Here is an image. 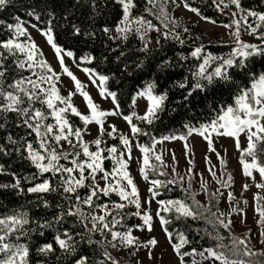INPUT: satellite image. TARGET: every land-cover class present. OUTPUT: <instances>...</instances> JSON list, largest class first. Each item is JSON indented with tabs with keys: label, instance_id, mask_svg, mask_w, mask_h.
I'll return each mask as SVG.
<instances>
[{
	"label": "snow or ice",
	"instance_id": "obj_1",
	"mask_svg": "<svg viewBox=\"0 0 264 264\" xmlns=\"http://www.w3.org/2000/svg\"><path fill=\"white\" fill-rule=\"evenodd\" d=\"M10 3L11 0H0V10ZM41 3L42 7L38 4L27 13L37 23L25 22L17 16L14 23L6 25L9 36L0 39V160L7 158L9 161L7 166L0 162V177H10L8 182L0 183V193L11 190L17 197L36 194L35 200H26L11 209L0 202V209H3L0 211V264H30L28 241L33 233L43 237L46 229H54L52 239L36 247L35 251L45 258L54 256L55 264H63L66 260L71 264H106V261L120 264L107 250L109 246L135 249L130 253L132 256L145 250L147 258L152 260L159 241L154 236L141 241L133 235V229L151 233L157 220L179 264H264V249L255 250L252 246L251 229L240 236L232 231L230 216L242 213L243 209L231 207L229 213L220 212L218 205L224 193L220 188L209 192L208 181L202 173L194 172L195 162L191 158L194 151L189 143L193 135L207 142L208 152L216 155L220 168L225 170L218 177L216 166L211 165L206 155L205 162L211 165L207 171L217 184L227 189L234 178L226 173L227 161L215 148L214 138H232L240 153L243 175L255 181L253 172H258L261 181L255 186L264 189V148L260 147L264 145V71L257 72L254 67L256 58L264 60V31H261L264 29V11L244 8L242 0H211V6L218 11H230V22L221 25L231 38L230 51L214 55L199 44L185 54L177 51L175 46L178 44L183 48L188 38L177 30L181 24L169 11V5H182L201 20L217 24L216 20L203 15L200 8L192 6L190 0H142V4L137 0H41ZM230 6L236 10L232 11ZM29 27L37 31L53 50L60 72L47 60ZM57 29L73 40L102 47L100 63H115L128 77L153 60L158 61V70L166 72L184 68L185 62L194 59L199 63L187 68L191 87L189 75L174 82L176 87L188 89L184 101L194 92H204L219 81L235 85L232 102L218 105L203 121L184 123V131L179 134L172 132L158 137L137 123L151 126L164 111L168 92L156 91L157 80L153 78L142 88H137L129 105L131 111L124 114L117 91L108 87L110 80L119 84L123 75L117 78L116 73L103 74L95 67H81V64H93L97 57L88 53L77 58L72 49L58 43ZM242 31L259 43L242 39ZM182 32L189 33V29L183 27ZM191 39L195 42L200 37ZM169 50L173 52L172 56L168 55ZM66 58L72 59L98 88L102 99L111 100L110 109H102L93 99L87 85L66 64ZM132 65L134 71H129ZM232 70L243 72L248 83H237ZM62 76L70 78L73 84L74 90H69L67 96L61 94ZM76 95L83 98L86 113L74 104ZM140 98L146 101L142 115L135 110ZM73 116L79 119L80 125L71 120ZM111 117L126 122L129 133H122L115 124L109 123ZM92 124L97 126V136L89 142L84 137L90 134L89 125ZM241 136L247 141L246 147L241 146ZM105 137L118 140L119 144L109 145ZM140 137H147L148 142H141ZM173 140L184 142L188 158L186 174L180 175L173 167L171 179L150 178L153 175L168 176L163 170L168 167L163 159L164 152L158 145ZM134 147L140 153L135 157L139 174L149 184V196L143 200L130 171ZM172 160L177 162L174 153ZM106 161L110 162L107 168ZM195 176L201 178L200 188L208 198L207 203L197 200V193L192 191ZM168 185H179L185 198L156 199L161 195L160 189H168ZM248 187L244 184L243 190L247 191ZM45 194H54L53 199L58 202L51 204ZM112 195L118 199L111 200ZM226 199L231 204L236 198L228 192ZM254 199L260 225L257 238L264 245V204L261 203L264 196L256 194ZM213 200L216 201L215 212L212 211ZM153 201L158 206L154 214L150 211ZM243 203L246 205L247 201ZM29 206L54 207L55 212L51 218L40 220L30 217ZM129 207H134L135 211H126ZM126 217H136L141 223L127 226ZM69 218L74 219L70 227L65 228ZM181 218L211 224L213 232L206 231L205 234L215 244L199 251L194 247L182 251L192 241L182 231L169 230L173 219ZM218 228L228 232V243ZM97 233L102 240L93 239ZM92 245L102 249L101 258L92 259L80 251L82 246ZM57 249L64 255L57 254ZM37 264L47 262L38 260Z\"/></svg>",
	"mask_w": 264,
	"mask_h": 264
},
{
	"label": "trees",
	"instance_id": "obj_2",
	"mask_svg": "<svg viewBox=\"0 0 264 264\" xmlns=\"http://www.w3.org/2000/svg\"><path fill=\"white\" fill-rule=\"evenodd\" d=\"M137 2L142 4V0H137ZM190 2L192 3V6L200 8L203 15L216 20L217 24L230 22L231 16L229 9H225L223 12H220L214 6H211V0H190ZM38 4L40 7L43 6L41 0H11V3L6 6L4 10H0V21L3 22L0 24V39L7 38L9 36L6 25L8 23H14L15 17L17 16L25 22L31 21V23H37L35 20H32V18L29 17L27 13L32 10L33 6ZM242 6L244 8H252L257 11H264V0H242ZM175 8V5H169V11L173 16ZM230 8L232 11L236 10L234 6H230ZM153 22L158 24V21L155 19H153ZM179 22L181 24V28L177 30L181 31L182 35L187 37L188 40L183 48L177 44L175 46L177 51H183L185 54H188L192 48L198 46L199 44H203L206 50L214 55H224L230 51L231 38L227 40L216 39L206 32L193 29L183 18H180ZM183 27H187L189 29V33H183ZM56 34L58 43L65 46L66 48L72 49L76 53L77 58L88 53L97 57V60L94 61L93 64H81V67H95L98 72L103 74L111 75L112 73H116L117 78H119L121 74L123 75L124 78L120 80L119 84H117L114 80H110L108 87L110 90L117 91L124 114H128L131 111L129 105L131 104L132 95L135 93L137 88H142L146 82L153 78L157 80L158 87L156 91L162 92L166 90L168 92V100L165 102L164 111L159 113L160 118L151 126L141 122L137 123L140 124L141 127L145 128V130L152 131L158 137L161 135L170 134L172 132L179 134L184 131L182 127L184 123L191 122L196 124L200 121H203L211 116L212 109H215L218 105L229 104L232 102V97L235 92V85L219 81H217L214 85L209 86L204 92H194L187 101H184V96L186 95L188 89H180L179 87L175 86L174 82L182 80L185 75H189V87H191L192 79L187 71V68L199 63L194 59L190 58L189 61L185 62L186 66L184 68H173L166 72H162L157 69V60L146 63L145 67L140 70L134 71V65H132L129 67V71H134V74L132 77H128L126 72L122 73V70L118 69L117 64L100 63L99 57L104 51L102 47L93 44L86 45L83 41L73 40L72 38L64 35L59 29L56 30ZM153 35L155 34L153 33ZM196 36H199L200 39L193 42L191 38ZM168 55L172 56L173 52L169 50ZM214 66L215 65H213V67ZM254 67L257 72L264 71V60L261 58H256ZM209 71H211V68ZM232 74L234 80L237 83L242 85H246L248 83V80L243 72H240L239 70H232ZM71 120L75 124L80 125V121L77 117L73 116L71 117ZM105 139L109 145L119 144L118 140H111L107 137H105ZM140 140L141 142H148L147 137H140ZM260 147L264 148V145H261ZM262 159H264V157H262ZM0 162L5 163L7 166L9 161L7 158H4L3 160H0ZM109 166L110 162L106 161L105 167L107 168ZM15 167L16 165L13 163V168ZM150 178L168 180L173 178V176L168 173V176L166 177L153 175L150 176ZM9 180L10 177H0V183L8 182ZM168 189H171V191ZM168 189L161 188V195L158 196L157 199L168 200L185 198V194L182 192L179 185H168ZM83 191L84 190H81V193H83ZM192 191L196 193L195 190L192 189ZM35 196L36 194H29L25 197H17L12 193L11 190H6L5 192L0 193V202H3L7 208L11 209L24 204L26 200H35ZM53 196L54 194H45V198L48 199L51 204L55 205L58 201L53 199ZM103 199L107 200L108 198ZM110 199L115 201L118 199V197L112 195ZM196 199L201 201L198 198V195L196 196ZM187 202L190 203V201ZM212 205V211L215 212V200L212 201ZM0 211H3V209H0ZM85 211H87V209H85ZM126 211L134 212L135 208L129 207ZM54 212V207L50 209H44L43 207L35 208L29 206L30 217L40 220L51 218ZM73 219L74 218H69V221L64 224V227H70ZM125 219L127 226H133L141 223V221L136 217H126ZM34 226L35 225H33V227ZM173 229L184 232L188 239L192 241V243L190 245H186L182 251H190L193 247L199 251L202 250V248L210 247L215 244V241L209 239V237L205 234L206 231L213 232V226L211 224H207L203 220L193 221L191 219L184 218H181L180 220L173 219V223L169 226V230ZM218 231L222 236L225 237V243H228V232L223 228H218ZM232 231L235 235L240 236L233 229ZM53 234L54 229H46L45 235L43 237L39 236L38 233L32 234L31 239L28 241L30 244V264H37L38 260H46L47 264H55L54 256L50 255V257L45 258L41 255H37L35 251L36 247L39 245L51 241ZM99 236H101L99 233L94 234L93 239L100 241L98 238ZM107 250L110 252L109 248H107ZM80 251L92 259L101 258L100 252L102 249H98L96 245L82 246ZM57 254L64 255L63 253H60L58 249ZM113 258L115 257L113 256ZM118 261L120 264H126L121 260ZM63 264H71V262L66 260L63 262ZM106 264H111V262L106 261Z\"/></svg>",
	"mask_w": 264,
	"mask_h": 264
},
{
	"label": "rangeland",
	"instance_id": "obj_3",
	"mask_svg": "<svg viewBox=\"0 0 264 264\" xmlns=\"http://www.w3.org/2000/svg\"><path fill=\"white\" fill-rule=\"evenodd\" d=\"M179 1V0H178ZM174 16L178 19L183 18L193 29L200 30L210 34L213 38L220 39V40H227L230 39L228 35V30L223 28L222 24L213 25L208 23L204 20H201L197 17L194 13L186 10L183 6H179L175 8ZM27 26V23H26ZM264 31V29H261ZM29 32L31 33L32 37L35 39L36 43L42 48L43 52L47 60L51 63L53 68L60 72L59 64L54 56L53 50L50 46L47 45L45 39L34 29L29 27ZM242 39L251 43L259 42L256 40L255 37L248 35L246 32L242 31ZM66 64L69 66L70 70L80 79L84 84L87 85V91L91 94L93 99L100 104L102 109H110L112 107L111 100L102 99L99 96L98 88L91 84L88 77L77 68L73 63L72 59L66 58ZM63 84L61 87V94L67 96L69 90H74L72 81L67 76L61 77ZM99 83V81H97ZM74 104L79 108V110L83 113L87 112V108L83 101V98L79 95L73 97ZM146 107V101L143 98L138 99L136 111L138 114H143ZM109 123L115 124L120 132L128 134L129 128L126 122H124L121 118L118 117H111L109 118ZM107 127V124L105 125ZM90 134L85 135L84 139L86 141H92L97 136V126L95 124L89 125ZM241 146L246 147L247 141L244 136H241ZM183 141L180 140H173V141H166L163 145H158V149H162L164 152V162L168 165L167 168L163 169L167 171L170 175L173 176L172 168L175 167L176 171L180 175H185L188 164H187V157L185 156V151L183 147ZM189 143L193 147L194 155L191 157L194 159L195 162V173H202L203 178L208 181V189L209 192H214L217 188L224 193V196L220 197L219 202V210L220 212L229 213L231 211V207H239L243 209L242 213H232L230 218L233 220V227L232 229L242 235L246 233L249 229H251L252 235V246L255 250L264 249V245L258 242V232L260 231V225H258L257 220L259 219L257 213L255 212L256 201L254 196L256 194H260L264 196V189H259L255 186L256 182L261 181V177L259 176L258 172H253L255 176V181H253L249 177H245L242 172V165L239 163V156L240 153L236 150L235 142L232 138L221 137V138H214V146L218 152H220L221 157L227 161V168L226 173H230L233 176L232 186L230 188H222L219 184L215 182V180L210 176L207 169L211 167V165L216 166L217 176L219 177L221 172L225 171L224 169L220 168L219 161L214 153H210L207 150V142L197 136L193 135L189 138ZM67 147V145H66ZM172 153L175 154L177 158V162H173L172 160ZM211 160V165L206 164L205 156ZM140 153L138 149L135 147L133 148V161L130 165V171L137 183L140 193L141 199L143 200L145 197L149 196L148 187L149 184L147 181H144L139 174L138 165L135 160V157H139ZM226 178V175H225ZM200 176H195L192 180V189L196 191L198 198L203 202L207 203V196L204 194L203 190L200 188ZM248 184L247 191L243 190V185ZM187 187V184L184 185ZM228 192H232L235 196V200L229 204L227 201V194ZM157 199V198H156ZM247 201L245 205L243 201ZM216 202V201H215ZM264 204V202H261ZM157 204L155 201L150 206V211L154 214L157 210ZM217 210V209H216ZM133 235L138 236L141 241L147 240L149 237H155L159 243L157 247L153 250L154 259L149 260L147 258V254L145 250H140L135 256H132L130 253L135 251V249H113L110 246L108 247L110 253L121 260L126 264H136L137 261H141L142 264H179V259L174 254L172 248L170 247L165 233L162 231L158 220L154 224V230L149 233L147 231H138L133 229ZM99 240H102L103 237L99 236ZM110 239V237H109ZM191 259V258H186ZM208 264V262H205Z\"/></svg>",
	"mask_w": 264,
	"mask_h": 264
}]
</instances>
